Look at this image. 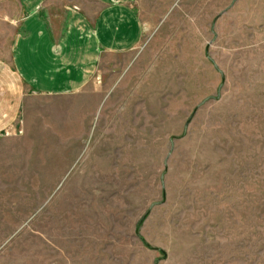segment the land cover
I'll return each mask as SVG.
<instances>
[{
  "label": "rangeland",
  "instance_id": "374dc122",
  "mask_svg": "<svg viewBox=\"0 0 264 264\" xmlns=\"http://www.w3.org/2000/svg\"><path fill=\"white\" fill-rule=\"evenodd\" d=\"M138 1L167 45L125 90L144 99L119 102L130 131L96 133L117 146L110 165L54 192L0 169V264H40L47 248L86 264H264V0ZM62 148L56 167L74 156Z\"/></svg>",
  "mask_w": 264,
  "mask_h": 264
},
{
  "label": "crops",
  "instance_id": "0c3cea01",
  "mask_svg": "<svg viewBox=\"0 0 264 264\" xmlns=\"http://www.w3.org/2000/svg\"><path fill=\"white\" fill-rule=\"evenodd\" d=\"M164 22L148 23L138 0H16L15 11L0 13V142L8 144L0 169L16 175L11 180H31L30 192H54V182L67 174L85 180L107 169L117 146L94 136L109 133L113 142L130 131L122 129L128 113L119 102L130 99L125 90L141 82L151 56L166 48ZM134 96V106L144 99ZM53 100L62 106L42 104ZM60 141L63 153L74 156L56 167ZM81 256L47 248L36 257L40 264H86Z\"/></svg>",
  "mask_w": 264,
  "mask_h": 264
}]
</instances>
